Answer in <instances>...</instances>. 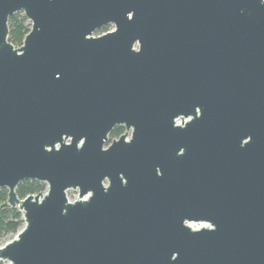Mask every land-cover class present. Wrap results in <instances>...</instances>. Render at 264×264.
Returning <instances> with one entry per match:
<instances>
[{
  "label": "water",
  "instance_id": "water-1",
  "mask_svg": "<svg viewBox=\"0 0 264 264\" xmlns=\"http://www.w3.org/2000/svg\"><path fill=\"white\" fill-rule=\"evenodd\" d=\"M1 188L6 264H264V0H0Z\"/></svg>",
  "mask_w": 264,
  "mask_h": 264
},
{
  "label": "trees",
  "instance_id": "trees-1",
  "mask_svg": "<svg viewBox=\"0 0 264 264\" xmlns=\"http://www.w3.org/2000/svg\"><path fill=\"white\" fill-rule=\"evenodd\" d=\"M8 41L14 46H19L26 33L30 29V22L22 12L12 14L8 19ZM108 29V26L102 27L97 31L101 33ZM121 129L115 127L110 134L116 136ZM45 189V183L35 180H23L18 183L16 193L19 198L28 194H37ZM24 225L22 212L17 207H11L7 204V190L0 189V241L8 235L16 234ZM1 264V263H0Z\"/></svg>",
  "mask_w": 264,
  "mask_h": 264
},
{
  "label": "built area",
  "instance_id": "built-area-1",
  "mask_svg": "<svg viewBox=\"0 0 264 264\" xmlns=\"http://www.w3.org/2000/svg\"><path fill=\"white\" fill-rule=\"evenodd\" d=\"M112 28H113V26L110 25V27H109L107 30H105V31H103V32H101V33H97V32H96L94 35L102 34V33L106 32V31L111 30ZM186 120H187V119L176 118V119H175V123H176V124H182V123H183L184 121H186ZM105 146H106V145H105ZM46 190H47V185L45 184V189H44L41 193H45ZM69 191H71V190H68V191H67L68 199H69L70 201L76 199L77 196H78V191H77V190H74V191H76L77 193H76V196H75L74 198H72V199L69 197ZM0 263H2V262H0Z\"/></svg>",
  "mask_w": 264,
  "mask_h": 264
},
{
  "label": "flooded vegetation",
  "instance_id": "flooded-vegetation-1",
  "mask_svg": "<svg viewBox=\"0 0 264 264\" xmlns=\"http://www.w3.org/2000/svg\"><path fill=\"white\" fill-rule=\"evenodd\" d=\"M108 26V28L110 27V25H107ZM106 26V27H107ZM115 127H119L120 129H121V131H120V133L118 134V135H116V136H112L111 134H110V132L115 128ZM110 132H109V134H108V142H107V145L108 144H110L113 140H116V139H118V137L120 136V135H122V134H124V133H127L128 134V136L130 135V132H131V129H129V130H127L124 126H122V125H117V126H115ZM127 136V137H128Z\"/></svg>",
  "mask_w": 264,
  "mask_h": 264
},
{
  "label": "rangeland",
  "instance_id": "rangeland-1",
  "mask_svg": "<svg viewBox=\"0 0 264 264\" xmlns=\"http://www.w3.org/2000/svg\"><path fill=\"white\" fill-rule=\"evenodd\" d=\"M6 189V188H5ZM7 190V189H6ZM76 191H73V190H71V191H69V197L72 199V198H74L75 196H76ZM22 228V227H21ZM20 228V229H21ZM15 237V234L14 235H8V236H6L4 239H2V241H0V245H2V244H4L5 242H7V241H9V240H11L12 238H14ZM1 264H6V262H2Z\"/></svg>",
  "mask_w": 264,
  "mask_h": 264
}]
</instances>
